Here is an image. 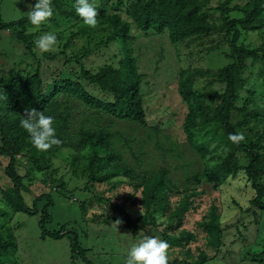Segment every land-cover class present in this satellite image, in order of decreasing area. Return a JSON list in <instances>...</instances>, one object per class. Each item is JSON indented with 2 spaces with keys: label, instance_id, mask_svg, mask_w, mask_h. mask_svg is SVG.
I'll return each instance as SVG.
<instances>
[{
  "label": "trees",
  "instance_id": "trees-1",
  "mask_svg": "<svg viewBox=\"0 0 264 264\" xmlns=\"http://www.w3.org/2000/svg\"><path fill=\"white\" fill-rule=\"evenodd\" d=\"M28 1L32 2V6L35 3V0ZM108 1L91 0L97 9L96 26L101 38L82 57L85 58L94 51L102 53L117 42L118 55L121 56L117 63H105L95 73L84 70L81 64L75 73L69 72V76L77 74L78 78H54L53 81H50V76L41 75V71L44 74L41 60L33 74L31 71L18 70L2 77L0 65V159L8 160L4 173L11 183V187L7 189L0 186V218L6 215L7 220V223L0 222V264H19L14 258L19 244L8 226L14 214L34 215L42 206V239H62L65 227L59 231H48L46 228L52 221L50 211L54 207L55 194L67 199L78 191L92 193L90 187L97 183H113L115 185L112 187L116 188L126 182L125 178L130 174V170L115 162L116 157L108 151L105 145L106 135L87 133L80 143L81 148L73 149L75 154L65 158L73 175L79 173L82 158L81 176H78L86 183L82 188L74 186L68 189L70 183L59 177V170L55 167L62 154L63 142L57 136L60 144L47 151L36 150L27 133L19 126L25 108H35L51 115L47 108L55 106L53 98L64 94L83 103L90 110L107 114L120 122L130 121L153 131L159 130L158 124L150 127L148 122L142 96V79L138 75L133 56V25L142 31L159 35L168 32L170 41L176 47L185 48L216 34L226 42L228 51L221 54L228 60V65L218 69L216 73L188 67L182 69L179 76L178 93L188 108L184 124L187 141L203 162L201 174L193 180L197 187L202 182L221 184L229 178L245 174L257 194L254 204L264 213V43L259 47L244 43L247 35L264 31V0H246L241 6H232L234 0H133L125 9L132 22L124 20L120 11L109 13ZM214 1H218V6L210 7ZM73 2L74 0H52L54 14L48 23L39 28L49 31L52 26L85 25L76 15ZM121 2L122 0L120 4ZM33 28L38 26L31 25L27 17L6 22L0 13V37L3 32L9 31L31 55L37 35V32L34 34L30 30ZM92 31H95V27ZM218 49L210 48L209 54L216 53ZM61 54L65 56L64 51ZM44 57L51 61L57 58L56 55ZM71 58L75 62H81L77 56ZM55 73V76L61 77L59 71ZM203 79L210 81L206 85ZM210 85L214 89L217 85L223 86L224 91L219 93L210 89ZM87 89L99 92L100 97ZM236 132L243 133V141L233 143L228 140L229 133ZM85 149L88 150L87 153L81 156L80 151ZM241 151L246 152L249 158L246 166L238 162ZM22 160H25V168ZM21 167L25 169L24 174L21 173ZM38 181L45 185L52 184L53 188L36 197L32 203H27L22 190L31 189ZM141 186L140 204L143 212L133 216L136 217L133 219L127 211L118 210L124 218V228L135 235L140 229V222L146 224L143 230L149 225L154 228L165 225L162 239L168 241L169 249L185 248L190 241L195 240L193 232L182 231L176 234L173 231L184 220L191 196L176 208L170 207L172 183L166 177V171L143 181ZM88 204L92 203L83 202L79 206L84 220L89 210ZM201 226L207 234V247L219 252L224 230L218 216L212 214L210 220ZM70 248L71 264H103L90 260V248L81 245L77 236L71 239ZM209 261V254L203 250L194 263L175 259L168 264H206Z\"/></svg>",
  "mask_w": 264,
  "mask_h": 264
},
{
  "label": "rangeland",
  "instance_id": "rangeland-1",
  "mask_svg": "<svg viewBox=\"0 0 264 264\" xmlns=\"http://www.w3.org/2000/svg\"><path fill=\"white\" fill-rule=\"evenodd\" d=\"M132 1L122 0L120 4V0H109L106 3L109 13L120 11L124 20L132 22L130 16L125 13L127 5ZM218 1L212 2L210 7L218 6ZM223 1L225 0L220 2ZM245 1L234 0L232 6L244 5ZM31 6L32 2L28 0H0V13L6 22L18 21L27 17ZM217 23L221 24L220 21ZM30 30L34 34L37 32L36 38L47 32L39 26ZM92 30L93 27L83 24L52 26L49 31H55L57 34L55 47L49 52L40 53L33 45V55L24 49L15 35L9 31L3 32L0 37L2 77H7L11 72L18 70L31 71L33 74L39 60L43 63L44 69V74L41 71V75L50 76V81L54 78L56 80L78 78L77 74L69 76V72L75 73L81 64L84 70L95 73L105 63H117L121 57L118 55L117 42H114L110 49H104L102 53L94 51L85 58L82 57L101 38L97 26L95 31ZM132 32L135 36L132 42L133 56L138 75L142 79V96L149 126L158 124L159 130L153 131L130 121L120 122L107 114L90 110L68 95L58 94L53 98L55 106L48 107L47 110L54 118L56 135L64 145L55 167L59 170V177L70 183L68 189L74 186L82 188L86 183L84 179L79 178L82 158L77 175L72 174L65 158L75 154L73 149L81 148L80 143L87 133H95L96 136L102 133L106 135L105 145L108 151L116 157L115 162L130 170V174L125 178L126 182L116 188L112 187L115 185L113 183H97L90 187L92 193L78 191L67 199L55 194L54 207L50 211L52 221L46 228L48 231H59L65 227L63 229L65 236L62 239H42L40 228L42 206L34 215L14 214L8 223L19 244L14 258L19 264H71V239L78 236L81 245L90 248L88 257L93 262L97 260L103 264H124L127 250L132 243L144 235L162 239L166 226L154 228L149 225L143 230L146 224L140 222L138 226L140 229L133 235L131 230L122 225L124 218L118 210L127 211L132 217L142 213L141 183L166 171V177L172 183L170 207L176 208L179 203L191 196L184 220L173 231L176 234L182 231L193 232L195 239L185 248L169 249L168 262L178 259L194 263L199 252L205 250L210 258L206 264H264V213L254 204L257 194L245 174L229 178L221 184L202 182L197 187L194 184L193 178L201 174L203 162L188 144L184 129L188 108L178 93L182 69L192 67L216 73L229 63L222 56L223 51H228V45L217 34L184 48L176 47L170 41L168 32L159 35L151 31H142L135 25ZM244 43L252 47L261 46L264 43V31L247 35ZM210 48L219 49L216 53L209 54ZM62 51L65 52V56L61 54ZM44 55L49 57L56 55L57 58L51 61L45 59ZM72 56H77L81 62H75ZM39 69L41 70V66ZM55 71H59L61 77L55 76ZM202 81L207 85L210 79ZM210 89L214 87L210 85ZM87 90L100 97L99 92ZM214 90L222 93L224 87L217 85ZM87 151L86 149L80 151L81 156ZM238 160L242 166L249 163L247 153L244 151L240 152ZM7 165V159H0V186L5 189L11 187L4 173ZM22 165L25 168V160H22ZM23 167L22 174L25 173ZM52 188V184L45 185L38 181L31 189L25 188L22 192L26 202L32 203L36 197L48 193ZM83 202L92 203L88 204L89 210L85 220L79 208ZM212 214L218 216L224 230L219 252L207 247V234L201 226L210 220ZM109 217L111 219L107 220ZM5 218L6 215L2 216L0 222L7 223ZM117 220L120 221L118 225Z\"/></svg>",
  "mask_w": 264,
  "mask_h": 264
},
{
  "label": "clouds",
  "instance_id": "clouds-1",
  "mask_svg": "<svg viewBox=\"0 0 264 264\" xmlns=\"http://www.w3.org/2000/svg\"><path fill=\"white\" fill-rule=\"evenodd\" d=\"M72 7L83 23L95 27L97 23V9L91 0H74ZM54 14L52 0H35L27 12V19L33 26H40L49 22ZM34 47L40 53L49 52L57 43L55 31H47L33 41ZM19 126L27 133L32 146L38 151H47L61 141L56 135L54 118L35 108H25L19 120ZM228 140L235 143L244 140L242 132L229 133ZM119 220L116 221L118 225ZM78 237V236H77ZM169 243L152 235H144L128 248L124 264H168Z\"/></svg>",
  "mask_w": 264,
  "mask_h": 264
}]
</instances>
